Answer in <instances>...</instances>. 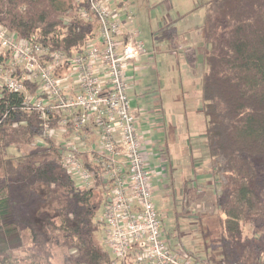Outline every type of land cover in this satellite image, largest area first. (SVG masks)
Returning <instances> with one entry per match:
<instances>
[{"label": "trees", "instance_id": "trees-1", "mask_svg": "<svg viewBox=\"0 0 264 264\" xmlns=\"http://www.w3.org/2000/svg\"><path fill=\"white\" fill-rule=\"evenodd\" d=\"M218 3L217 25L207 27L204 56V139L212 178L222 190L224 229L239 236L241 223H248L256 236L264 234V0ZM84 12L85 0H0V27L21 42L72 56L96 30L94 18L89 14L84 19ZM5 59L2 52L0 65ZM25 85L30 92L38 86ZM22 103L21 94L0 88V264H16L11 254L17 250L30 264H43L47 244L60 239L70 253L69 264H141L133 260L135 251L119 262L105 245L102 213L111 188L93 162L96 155L84 162L94 183L82 188L62 164L61 141L43 140L40 121L24 112ZM96 190L102 198L98 206ZM250 245L243 247L244 264H257L258 247ZM200 262L209 264L207 259Z\"/></svg>", "mask_w": 264, "mask_h": 264}, {"label": "built area", "instance_id": "built-area-1", "mask_svg": "<svg viewBox=\"0 0 264 264\" xmlns=\"http://www.w3.org/2000/svg\"><path fill=\"white\" fill-rule=\"evenodd\" d=\"M96 22L93 39L72 56L48 46L21 42L0 27V88L23 96L22 110L41 123L40 137L61 140L63 166L75 183L88 189L93 174L84 167L80 151L87 146L86 132L94 130L93 160L102 169V180L111 198L102 213L105 245L123 262L131 251L141 264H202L180 245L173 248L162 229L163 217L153 201L152 178L136 118L127 96L125 69L145 54L136 33L120 40L121 21L114 0H85ZM122 15L130 18L126 7ZM38 84L30 92L25 82ZM56 120L57 127L51 123Z\"/></svg>", "mask_w": 264, "mask_h": 264}, {"label": "rangeland", "instance_id": "rangeland-1", "mask_svg": "<svg viewBox=\"0 0 264 264\" xmlns=\"http://www.w3.org/2000/svg\"><path fill=\"white\" fill-rule=\"evenodd\" d=\"M218 2L127 0L136 39L148 53L146 69H142L138 77L142 81L137 88L132 87L134 91L128 96L138 105L142 118L149 116L157 122L158 131L163 134L161 146L157 141V148L162 149L159 156H166L169 142L173 143L169 158L164 157L169 164L157 172V179L162 178L163 184L158 183L159 192L154 198L170 245L175 248L180 243L183 250L201 261L207 259L209 264H244L243 247L251 241V245L258 247L257 264H264V234L254 236V227L250 228L248 223H241L239 236L224 229L221 186L215 183L216 178L210 177L213 169L204 139L201 87L206 72L204 56L209 50L206 37L210 29L207 31V27L217 25ZM213 35L217 36L216 33ZM152 36L158 42H154ZM218 108L222 113V105ZM192 167L206 173L201 183L209 181L211 185L197 186L196 179L191 192L184 188L181 191L185 190V193L178 192L179 188L174 187L176 178L185 174L186 182L194 180ZM164 187H169V191L160 192ZM94 195V204L98 206L102 198L97 190ZM99 241L96 236L94 243L98 248ZM57 242L53 240L47 244L48 257L43 264H69L67 245L62 239ZM11 256L16 264H30L22 250Z\"/></svg>", "mask_w": 264, "mask_h": 264}, {"label": "crops", "instance_id": "crops-1", "mask_svg": "<svg viewBox=\"0 0 264 264\" xmlns=\"http://www.w3.org/2000/svg\"><path fill=\"white\" fill-rule=\"evenodd\" d=\"M128 4H127V0H114V6L112 9H114V12L117 14L118 19L120 18L122 27H121V35H120V40H125L128 39L132 36L133 33H135L134 29V24L130 23L131 20L128 19L122 15L123 9H127V11L129 12L128 9ZM130 17H132L131 12H130ZM153 38L154 42H158L156 40V38ZM137 41H139V39H136ZM141 42V41H139ZM144 46V45H143ZM145 49V47H144ZM147 58H148V53L145 51V54L139 56L137 59L130 61L125 69V76H126V80H127V86H128V90H127V96L128 93H130L133 88H137L139 85L138 83L142 80H139L138 77L140 78L142 69H146V64H147ZM150 59V57H149ZM140 84V83H139ZM129 99V96H128ZM130 101V100H129ZM130 106H131V110L134 112L135 118H136V127H137V133L140 136L141 139V145L144 151V155H145V159L146 162L149 166V168H151L154 172L153 178H152V190H153V201L155 198V194L159 192V189H157V185H159L158 183L163 184V180L162 178H160V181H158L159 179H157V175L160 170L165 169V167H167V165L169 164L167 162V160L165 159L166 157L169 156V149H172L173 143L169 142V148L167 150V152L165 153L166 156H159L160 154H162V149L161 148H157L158 147V143L159 146H161V140H162V135L161 133H159L158 131V125L157 122H153L152 120H150V117H141L139 111H138V105L135 104L133 101H130ZM86 140H87V146L85 149L80 151V155L79 158L82 162H87L90 160L91 157V147L94 144H97V138L96 135L94 133V130H92L91 128L87 130L86 132ZM169 141H171V137L169 136ZM67 139V137H66ZM57 141H61L60 139H56ZM159 141V142H157ZM158 150V151H157ZM160 150V151H159ZM164 152V150H163ZM169 158V157H168ZM209 164H211L210 160H209ZM212 165V164H211ZM194 166V164H193ZM194 174V180H189V181H185V174H181L179 175L178 178H176L177 182L176 185L174 187H177V189L179 188L178 192L180 191V193H185V190H187L188 192L192 191V187L194 186V183L196 182V179L198 181L199 184L196 185H203V186H210L211 182H205V183H201V181L205 178V172L201 171V170H197L196 167H192ZM212 169V167H211ZM210 173L212 174V172L210 171ZM210 177L212 178V175H210ZM158 181V182H156ZM191 186V187H190ZM163 187V186H162ZM202 187V186H201ZM184 188L185 190L182 192L181 189ZM162 191V193L169 191V187H164L160 189V192Z\"/></svg>", "mask_w": 264, "mask_h": 264}]
</instances>
